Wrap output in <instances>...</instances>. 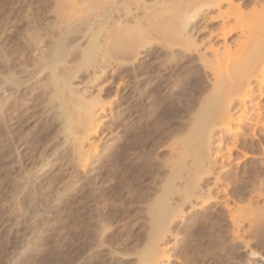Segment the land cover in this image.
Masks as SVG:
<instances>
[{"label": "bare ground", "instance_id": "1", "mask_svg": "<svg viewBox=\"0 0 264 264\" xmlns=\"http://www.w3.org/2000/svg\"><path fill=\"white\" fill-rule=\"evenodd\" d=\"M238 5L237 0H156L150 4L144 0L59 1L53 29L46 37L34 35V69L26 79L34 78V127H51L52 131L44 144L36 146L39 162L34 160V196H30L33 233L46 223L44 211L57 206L52 190L45 185L56 178H62L61 183L68 181L67 172L75 179L81 171L78 188L82 190L85 245L97 264H170L176 258L177 264H229L225 258L248 245L264 247V108L256 90L264 85V0L252 1L250 19L237 10ZM212 9L215 12L204 11ZM163 15L171 21L172 29L162 49L172 66L197 44L194 34L208 29L202 49L197 45L196 56L183 64L187 71H178L182 65L174 67L177 70L173 69L170 77L158 70L154 74L160 53L149 49L153 37L140 21ZM198 16L203 20H195ZM206 16L217 18L218 26L209 28ZM202 74L205 80L198 81ZM7 79L17 86L26 81L14 76ZM112 83L115 90L107 99ZM164 83L173 87L172 101L176 98L173 103H177L169 122L163 117L162 123L155 124L150 118L154 115L147 112L140 120L141 109L150 108L147 99L155 102L156 88ZM5 87L3 83L0 86V114L7 108L18 112V98H10L15 91L8 92L9 86ZM118 95L126 98V105L123 102L118 114L115 112V124L109 128L118 136L104 157L100 141L108 136L105 120L114 113ZM123 130L129 133L126 141L119 135ZM160 147L166 150L164 157L155 154ZM151 156L148 166L146 161L135 162ZM53 159L59 164L44 177L38 175ZM123 159L128 161L126 168L131 165L134 169L124 176ZM138 168H142L139 173ZM112 177L118 178L109 184L112 194L109 189L103 195L110 196L104 199L100 188ZM38 183L43 184L40 191ZM70 184L65 182L64 189ZM100 196L104 201H99ZM106 207L112 209L106 213L109 218ZM248 213L253 217L247 218ZM16 216L17 220L25 217L21 211ZM110 217L121 222L120 227L116 225L120 232L111 229ZM226 220L230 233V227L223 226ZM194 223L207 232L192 230ZM133 226L141 232L135 230L136 238L129 233ZM180 232L184 234L181 245L193 240L192 246L187 245L191 257L182 254L186 249L179 253L176 236ZM258 259L253 257L254 262Z\"/></svg>", "mask_w": 264, "mask_h": 264}, {"label": "rangeland", "instance_id": "2", "mask_svg": "<svg viewBox=\"0 0 264 264\" xmlns=\"http://www.w3.org/2000/svg\"><path fill=\"white\" fill-rule=\"evenodd\" d=\"M59 1H61V0H0V53L2 52L0 55V82H1L0 86L3 83V85L6 86L5 88H7V86H9L7 89L8 92L11 91L10 89H12V91H15V94L13 93L12 94L13 96L10 98L13 99L14 97H17L18 102L22 105L21 106L19 104L21 109L18 112H12L11 109L9 110L7 108V107H9V104H8V105H6L7 106L6 107L7 112H6V110L4 111L7 114H5L4 112L3 113L5 114V116L3 113L0 114V264H97L96 258L90 257V256H92L91 252L85 245V236L86 235H85V229L83 226L84 225L83 224V217H82L81 211H80L82 209V204H81L82 203V197H81L82 196V190H81V188H78V187H80L81 182H82V180H81L82 173H80L81 171L78 172L79 174H77V177L75 178L76 180L74 178L69 177V174L66 171L67 175H65V176H67L70 179V181L66 177L68 181H66V180L64 181V179H63L64 182H62V183L64 185L61 182H58L62 178H56L55 180L52 179L53 184L49 183L48 185L46 184L47 186L45 185V188L47 187V189L50 188V191L52 190L53 197H55V199H56V200H53V203L55 202V204L57 206L54 209H50V210L46 209V211H49V212L44 211L43 214H44V220H46L45 221L46 223L39 224L40 226L37 227V228H39L38 229L39 231L36 232L35 230H33L34 231V233H33L32 229L30 227V223L32 221L31 220L32 214H31V210H30L31 209V207H30V205H31L30 196H34V189H32V188H34V184H32V182L34 183V175H33L34 172L32 171V170H34V160H38L37 163L39 162V159H37L39 157H35V156H37L36 154L38 152V147H40V145L44 144L43 141L46 140V138L49 137V135H51L50 133H52V131H51V127L44 128L41 125L34 127V116H32V114H34V89H33L34 88V85H33L34 84V82H33L34 78L30 79V80H26V79L28 77L29 72L34 69V35L36 33H40V34L45 35V37H46L47 34L50 33L49 30L53 29V25L55 26V21L57 20L55 8L57 7ZM146 1H148V2H146ZM146 1L144 0V2L147 4L156 2V0H146ZM159 1H162V0H159ZM164 1L170 2V1H176V0H164ZM182 1L188 2V0H182ZM189 1H191V0H189ZM252 1L253 0H237V3L239 4L237 6V10L242 11L244 14H246L245 17L249 18V19L252 16V14L250 13ZM204 11L205 12H211V13L215 12V10H213V9L208 10V11L204 10ZM163 16H164V18H163ZM163 16H161V17L157 16L158 18L156 17L153 20H140V21H141V24L143 23V24L148 26V28L150 29V32H151L150 35H152V37H153L151 44H149L151 46V48L149 47V49L151 50V52L154 50L155 53L156 52L160 53V54H158L160 56V58L157 60L159 62L155 63V65L156 66L158 65V66H157V69H156V66L154 67V69H155L154 74H158L161 71L159 74H164V75L167 74L168 76L167 75L166 76L170 77L172 72H174L173 69L174 70L176 68L179 69L180 65L184 66L183 64L186 63L185 61L188 59V57H189V59H192L196 56L194 51L197 50V45H198V48L202 49V47H203L202 41H204V39H205L203 37H205L207 35L208 29L197 31L196 32L197 34H194L195 35L194 37L196 38L197 44H192L191 45L192 51L187 52V53L184 52V54H182L183 58L181 59V62L173 63L174 66H172L171 65L172 63H170L168 58L166 57L167 52L164 49H162V44H163L164 40L166 39V37L170 34L171 29H172L170 26L171 21L169 20V18L167 19V16L166 17H165V15H163ZM200 17L202 18V16H198L197 17L198 19H195V20H197V21L203 20ZM206 17H205L206 18L205 20H207L206 22H209L208 23L209 28H214V27L218 26L219 22L217 21V18L212 20V18L209 19L210 18L209 16H206ZM48 21H51V23ZM52 21L54 24H52ZM39 22H40V24H39ZM46 23H48V24H46ZM203 23H205V22H203ZM51 24H52V27H50ZM44 33H46V34H44ZM140 60L143 61L144 58H141ZM141 61H139V62H141ZM141 63H143V62H141ZM144 63H145V61H144ZM168 64H170L171 66ZM175 64H176V66H175ZM161 66H163V67H161ZM164 66H166V67H164ZM174 67H176V68H174ZM181 67L178 71L186 70L185 66L182 68ZM159 68H161V69H159ZM156 70H158L159 72L157 73ZM82 72H84V70ZM11 73L14 74L12 76H14L20 80L23 79L22 81H24V80H26V81L23 82V84L21 86H17L16 84H14L11 81V79H7V77L8 78L12 77V76H10ZM6 74L9 76H7ZM25 75H27V76H25ZM116 80H118V79H116ZM200 80L201 81L205 80V77L203 74L198 77V81H200ZM112 84L111 85L109 84L110 86H108V88H107V93L109 90H110L109 91L110 93L115 90V89H113L115 87V83H112ZM160 87H161V89L159 90ZM159 88L158 87L156 88V91L158 93H156V95H154L155 93L153 94L154 98H155V102L152 101V98H150L149 100L147 99V101L151 102L150 108L147 111H143V109H141V111H140L141 114L138 113V118L140 116V118L142 119V113L147 112L148 114L154 115V116L150 117L152 120L154 119L153 120L154 123L155 122L162 123L165 120H166L165 123L169 122L168 121V120H170L169 116L171 117V114L174 110L173 108L177 104V103H173V102H175L176 98H174L175 100L172 101L173 93H174V91L172 90L173 87H169V86L167 87V86H165V83H164V86H159ZM256 90H257V97H258L257 99L260 101V103L262 104V106L264 108V85L262 86L261 89H256ZM260 92H261V94H260ZM107 93L106 92L104 93L105 97H107ZM110 93H108V94H110ZM113 93L114 92H112V94H110L111 96L109 95L107 97V99L112 97ZM176 96H174V97H176ZM170 97H171V99H170ZM118 98L119 99H116V100L114 98H112L113 100L116 101L113 103V105H115L114 110H113L114 113L112 115H109L107 117V119L105 120V122L107 123L105 125H109V126L105 127V135H108V136H105L104 140L100 141L101 142V144H100L101 148L100 149H101L102 156L104 155V157L107 155V153L110 152V148L113 146L112 144L115 141L114 139L116 136H118V134L116 132H110L111 130L109 128L111 125L113 126V124H115V121H116L115 116L118 114V109L121 107L120 104H122L123 102L125 104V102H126V98L120 97V96ZM120 101H122V102L120 103ZM161 101H162V103H161ZM155 104H157L158 106ZM139 105H140L139 107L141 108V104H139ZM118 106H120V107L118 108ZM28 108L30 110H28ZM157 110H159V111H157ZM115 112H117V114ZM161 112H163V114ZM126 113H124V116L126 115ZM5 117L8 119H6ZM113 117H115V118L112 119ZM161 118L164 120L162 121ZM155 119L156 120L158 119L159 121H156ZM163 126H164V123L162 124V127ZM36 127L38 130L36 129ZM41 127H43L44 131H48V132H46V133L43 132ZM40 128H41V130H40ZM46 129H48V130H46ZM122 129H124V127H122ZM49 131H51V132L49 133ZM109 132L111 133V135ZM122 132L119 135L122 136V138L124 137L123 139L126 141L127 137L125 138V136L127 134L129 135V133H128V131H125V130H123ZM34 137H35V141H37L38 144H36L37 142L34 141ZM40 142H42V143H40ZM105 145H106V147H105ZM36 146H38V147H36ZM34 148L36 150H34ZM156 150H157L156 151L157 153H155V154H159L161 157H164L163 153L166 152V150L164 148L160 147L161 151L159 150V148H157ZM147 156L150 157L149 154ZM149 157H147L144 160L142 158H140V160L138 158H136L137 161L135 160V162L142 163L143 161H146V162H148V164H146V162H144V163L148 166L151 162L150 159L153 161L152 156H151V158H149ZM54 159L52 160V162L47 164L45 167L43 166V168L40 169L42 172L39 171L38 175H41V177H44L46 175V173L49 172V170L54 169L56 167V165L59 164V162L54 160ZM147 159H149V161H147ZM54 161L56 162V164L53 163ZM51 163H52V165H51ZM123 163H122V165H124L123 166L124 168L122 169L123 170L122 175L124 176L125 175L124 173H126L127 171L131 172V170H134V169H131V167H132L131 165H130L131 167L129 166L130 168L127 166V168H129V169L126 168V163H128V161L124 160ZM258 163H260L259 160H258ZM42 164H44V163L43 162L40 163L39 166ZM249 164H251V160L248 162V165ZM146 165L144 167H142V168H144L143 170H142V168L141 169L138 168L137 172L139 173L140 170L144 171L145 167H147ZM124 169L125 170L127 169V170L125 171ZM44 171H46V172H44ZM135 174H137V173L135 172ZM78 176H80V177H78ZM111 176H114V175L111 174ZM62 177H64V176H62ZM117 178L112 177L111 180L109 179V182L111 181V183H109L107 181L105 186L108 185L109 187L103 186L102 188H100L101 192H100V190H99V192H100V194L102 193V197L104 196V199H105L106 195L107 196L109 195V193L106 195H103V193L105 194L108 192L109 189L111 190L112 186H110V185L115 184L116 182H114V181H117L116 180ZM44 181L45 180L43 179L42 183ZM65 182H68V183L71 182L70 186H67L68 188L66 187L67 189H64V187L66 186ZM73 182L74 183L78 182V183L74 184ZM42 183H38V190L39 191L43 189V188H41V186L44 183L43 184ZM56 184H59V185H56ZM67 185H69V184H67ZM53 186H54V188H52ZM62 186H63V188H62ZM72 186H73V188H72ZM28 188H31V191H30V189L28 191ZM57 188H59V189H57ZM60 188H62V189H60ZM79 189H80L81 193H80ZM59 190H60V192H59ZM105 190H107V191H105ZM25 193H28V196H25ZM68 194L70 195V197ZM110 194H112V190H111ZM222 195H224V194L220 193V196H222ZM78 197H80L79 200H81V202L79 200H77ZM102 197L100 196V199H99L100 202L104 201V199ZM231 198H233V197H231ZM68 199H69V201H68ZM73 200H75V201H73ZM67 206H71V207H67ZM42 207H44V206L42 205ZM68 208H70V209H68ZM43 209L44 208H42V211H43ZM106 209H104L105 210L104 212H105V216L107 217V216H110V214L106 215V213H108V212L110 213V211L112 209H109L108 207H106ZM20 211L25 215V217H21L19 220H17L16 214L20 213ZM133 213L135 214L134 211H133ZM248 214L249 215L247 218L253 217L252 214H251V216H250V213H248ZM244 215L246 216L247 214L245 213ZM245 216H243V217H245ZM107 218H109V217H107ZM245 218H244V220H245ZM22 219H24V220H22ZM110 219H111V217H110ZM110 219H108V221ZM25 220H27V222ZM111 220L109 222H111ZM228 222H229V220H226L225 224L226 223L227 224L226 225L224 224L223 226L224 227L227 226L226 228H228V226H229L230 228H228V230L229 229L230 230L229 231L227 229L226 230H227V232L230 233L231 225ZM245 223H247V222L245 221ZM112 224L114 226H112L111 229L112 230L117 229L118 232H120L119 228L116 225L118 224V226H119L121 224V222L119 224V222L115 223L112 220ZM201 226L202 225H199V224L196 225V223H194L193 224L194 229H192V230H197V231L200 230L199 233L202 230V232H203V229ZM115 227H117V228H115ZM130 229L131 228H129L130 235H133V236L135 235V238H136L138 235V232H140L139 231L140 229L137 230L138 229L137 226H133L132 229L131 230ZM120 230L122 231L123 229L120 228ZM135 230H137L138 232H136ZM181 232L179 233V235L176 236L179 239L177 241V243L179 242L178 244H180L181 240L184 238V234H182L183 232L182 233ZM204 232L206 233L207 230H205ZM141 236H142V234H140V237ZM181 236H183V237H181ZM189 240L192 241V242H190L191 245L189 243ZM204 241H206V238ZM183 243L184 244L186 243L185 248H184V244H182V245L180 244L181 245L180 249H182V250L179 249V253L180 252L182 253L183 251H185V249H186V252H183L182 254L187 253V251L189 250L187 245H189V247L192 246L193 240L187 239V241L185 240ZM186 246H187V248H186ZM255 247H257V246L248 245V247H246V249L244 251H240L238 253H232V255L230 254L225 259H227L229 261V264H264V247H258V248H255ZM187 254H189V253H187ZM260 254H261L262 258H260L261 257V256H259ZM177 255L180 256L181 254L180 255L177 254ZM190 255L191 254H189L188 256H190ZM182 256L183 255H181L180 257H182ZM184 256H186V255H184ZM254 256H258L259 259L257 262L253 261ZM176 259L172 260V262L174 264H177V262H178ZM219 261H221V258L218 260V262ZM173 263H170V264H173Z\"/></svg>", "mask_w": 264, "mask_h": 264}]
</instances>
